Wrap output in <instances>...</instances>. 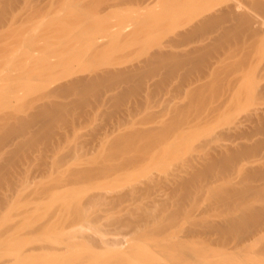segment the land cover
I'll return each instance as SVG.
<instances>
[{
    "label": "rangeland",
    "instance_id": "1",
    "mask_svg": "<svg viewBox=\"0 0 264 264\" xmlns=\"http://www.w3.org/2000/svg\"><path fill=\"white\" fill-rule=\"evenodd\" d=\"M233 5L0 0V264H264V100L206 86Z\"/></svg>",
    "mask_w": 264,
    "mask_h": 264
},
{
    "label": "bare ground",
    "instance_id": "2",
    "mask_svg": "<svg viewBox=\"0 0 264 264\" xmlns=\"http://www.w3.org/2000/svg\"><path fill=\"white\" fill-rule=\"evenodd\" d=\"M239 1H241V0H235V5H233V6H236V10H238L237 9V7H239L240 9H242V10H240L239 9V11H236V14H237V12L239 13V16H236L235 14H231V13H235V10L233 11L232 10V8L234 9V7H232L231 6V10L229 9V11L231 12V11H233V12H226V11H228V9L225 11V10H223L222 12H226V13H228L229 14V17H231V19H232V17L234 16L235 18H233V20H230L228 17H222V18H225L226 19V23H225V25L228 23V21H227V18L229 19V24H230V21H233V27H234V29H232L231 27H228L227 25V29L226 28H224V27H226V26H223L224 25V22L223 23H221L222 21H220V20H217V19H220L221 18V16H220V18L216 15V17H218L217 19L216 18H208V19H206L205 20V26H206V28H207V22H208V24L210 23V20H212V23H213V21H214V19L215 20H217L220 24H219V27L216 29V31L213 33H210L209 34V32H208V34L205 32V34L206 35H204V42H205V53H204V55L206 56V58L208 59H205V62L207 61V65H206V67L205 68H207V69H205L206 71V79H208V81L206 80V86L208 87L207 88V90L210 88V86H211V84H212V78L214 77V76H216V78L218 77V79L219 80H221V81H223L224 82V85H222V86H226L225 88H227V82L229 83V85L230 86H228V87H230L229 89H231V90H229V93L232 91V90H234V92H232V94L231 95H233V97L236 99V98H241V99H247V98H249V97H251V100H250V98H249V100L251 101V103H249V101H248V104H250V105H248L247 106V108H250L252 105L251 104H253V100H254V98H258V100H264V0H252V2L250 1V3L251 4H247V3H245V1L246 0H243L244 1V3H245V5H249V8H247L246 6L244 7L243 5H241V4H244L243 3V1L242 2H240L239 3ZM237 2V3H236ZM247 2L249 3V0H247ZM229 4V3H228ZM223 6V5H222ZM225 6H227V5H225ZM224 6V7H225ZM221 8H223V7H221ZM228 8V7H227ZM245 8V9H244ZM247 8V9H246ZM220 9V8H219ZM224 9V8H223ZM244 9V10H243ZM220 11V10H219ZM217 12H218V10H217ZM222 12H219V14L220 15H223V16H225V13L224 14H221ZM230 15H233V16H230ZM238 15V14H237ZM227 16V15H226ZM210 17V16H209ZM221 18V19H222ZM223 21H225L224 19H223ZM218 22H217V24H218ZM211 23V25H213ZM230 26V25H229ZM210 28H211V26H210ZM209 28V29H210ZM209 29L208 30H206V31H209ZM233 31V32H232ZM210 32H211V30H210ZM231 32H232V34H231ZM231 34V35H230ZM227 38V39H226ZM224 41V42H223ZM213 42L214 43H217V44H215L216 46H218V50H216L215 51V53H214V61H209V60H212V57H213V54H211L212 53V50H214L215 49V45H214V47L212 46L213 45ZM218 43H219V45H218ZM223 44V45H222ZM220 45H221V49H222V51H221V49L219 48L220 47ZM212 48H214V49H212ZM217 48V47H216ZM219 49H220V51H219ZM218 51V52H217ZM205 56H204V58H205ZM210 56H212V57H210ZM209 57L211 58V59H209ZM209 61V62H208ZM211 62V63H210ZM213 63V64H212ZM206 64V63H205ZM216 78L214 79V80H216ZM216 82V81H215ZM216 86V85H215ZM217 87V86H216ZM215 87V88H216ZM214 87H213V90L215 89ZM219 88H221V86L219 85ZM223 88V87H222ZM221 88V89H222ZM212 89V88H211ZM220 90V89H219ZM225 90V89H224ZM227 90V89H226ZM209 91H212V90H209ZM228 91V90H227ZM226 92V91H225ZM208 93H210V92H208ZM218 93H219V91H218ZM226 93H228V92H226ZM228 93V95H227V97L229 98L230 97V94ZM215 94V93H214ZM223 94V93H222ZM221 94V95H222ZM217 95V97L219 96V94H216ZM225 95V94H224ZM209 96H211V94H209ZM223 96V95H222ZM213 97H214V95H213ZM220 97V96H219ZM225 97V96H224ZM226 97V98H227ZM225 98V100H227L226 102H228V103H230L231 101H232V97H231V100L229 101V99H226ZM208 99V98H207ZM216 99H218V98H216ZM223 99V98H222ZM224 100V99H223ZM257 100V101H258ZM208 101V100H207ZM206 101V102H207ZM236 101H238V99L236 100ZM243 101V100H242ZM225 102V101H224ZM224 102H222L221 103V101L220 102H217V104H219V103H221V110H222V105L224 104ZM225 102V103H226ZM234 102V101H233ZM255 102V101H254ZM209 103V102H208ZM212 103H213V101H212ZM239 103V102H238ZM243 103V102H242ZM256 103V102H255ZM261 103H262V101H261ZM207 104V103H206ZM211 104V103H210ZM233 104V103H232ZM235 104V103H234ZM245 104V103H244ZM247 104V103H246ZM259 104V103H258ZM212 105V104H211ZM211 105H210V107H211ZM225 105V104H224ZM230 106H231V104H229ZM237 106H239L238 104H236ZM227 106V105H226ZM226 106L224 107V108H226ZM229 106V107H230ZM236 106V107H237ZM243 105H241V108L243 109H240V108H238V110L237 109H235V110H237V113H238V111L239 112H241V114H243L244 113V110H247V108H246V106L244 105V107L245 108H243L242 107ZM209 107V106H208ZM209 107V108H210ZM219 107V106H218ZM229 107L227 106V110L229 109ZM234 107V106H233ZM235 107V108H236ZM258 107V106H257ZM262 107V106H261ZM208 108V109H209ZM212 108V107H211ZM210 108V109H211ZM219 108V109H220ZM231 108V107H230ZM251 108H253V107H251ZM255 108V109H254ZM252 110L253 111H255L256 110V112H257V109H256V106L254 107ZM263 108V107H262ZM219 109H217L218 111H220ZM224 110V109H223ZM232 110H234L233 108H232ZM209 112H210V110H208ZM226 111V110H225ZM242 111H243V113H242ZM251 111V110H250ZM262 111H264V110H262ZM220 113V112H219ZM225 113V112H224ZM232 113V115L231 114H229L228 113V115H230V117H232V119L234 120V118H233V113H236V111H234V112H231ZM236 113V114H237ZM249 113V112H248ZM251 114H253L252 112H250ZM258 113V112H257ZM260 113H262L263 114V112H260ZM235 114V115H236ZM246 114V113H245ZM261 114V116L263 117L264 115H262ZM210 115V114H209ZM223 115V114H222ZM228 115L225 117V118H227L228 117ZM254 115V114H253ZM257 115V114H256ZM259 115V114H258ZM220 116H221V114H220ZM242 116V115H241ZM248 116H250V114L248 115L247 114V117L245 116V118L244 119H248L249 117ZM255 116V115H254ZM253 116V117H254ZM261 116H259V117H261ZM207 117H209V118H211L210 116H207ZM230 117H228L229 119H230ZM234 117H236V116H234ZM239 117H240V115H239ZM242 117H244V115L242 116ZM256 117V116H255ZM252 118L251 117V119L250 120H254V119H259L258 118V116L256 117V118ZM223 118H224V116H223ZM237 118V117H236ZM208 119V118H207ZM221 119V117L219 118V120ZM241 119V118H240ZM208 120H210V119H208ZM233 120H231L230 119V121H233ZM238 120V119H237ZM243 120V119H242ZM245 120V121H246ZM261 121L263 120L264 121V119L262 118V119H260ZM259 120V121H260ZM221 121V120H220ZM225 121H226V119H225ZM240 121V120H239ZM258 121V120H257ZM260 121V123H261V125H262V122ZM209 122H211V121H209ZM236 122H238V121H236ZM242 122V121H241ZM252 123H254V121H251ZM233 124L235 123V121L234 122H232ZM231 123V124H232ZM239 123V122H238ZM238 123H235V125L237 124L238 125ZM251 123V125H253ZM259 123V122H258ZM264 123V122H263ZM232 124V126H234ZM255 124V123H254ZM237 125L235 126V128H236V130L233 128V134L231 135V136H233V135H235L234 134V130L235 131H238L237 130V128H239V126L237 127ZM243 125H245L244 123H243ZM256 125V124H255ZM260 125V126H261ZM225 126V130L226 131H228L229 130V127L227 126V124L226 125H224L223 124V126L222 127H224ZM226 126L228 127V129H226ZM232 126H230V127H232ZM246 126V125H245ZM258 126H259V124H258ZM258 126H255L257 129H259L258 128ZM248 127H249V125H248ZM263 127H264V124H263ZM240 128H241V126H240ZM243 128V127H242ZM245 128V127H244ZM243 128V129H244ZM251 128H253L254 129V126L253 127H251ZM261 128H262V126H261ZM248 129V128H247ZM250 129V128H249ZM252 129V130H253ZM242 130V129H241ZM251 130V131H252ZM264 128L261 130H259V132L261 131V132H263L264 133ZM226 131H224L225 132V135L227 136V133H226ZM245 131H247L246 129H245ZM244 131V132H245ZM250 130H248L247 132H249ZM254 131V130H253ZM253 131H252V133L250 132V134H252V136L251 137H253L255 134H259L258 133V131L255 129V133H254V135H253ZM229 132V131H228ZM238 132H240V130L238 131ZM238 132H235L236 134L238 133ZM243 132V131H242ZM243 132V134H245V135H243L242 134V136H243V138H244V136H246L248 133H244ZM260 132V133H261ZM232 132L230 131V133L228 134V135H230ZM241 133V132H240ZM262 133V134H263ZM224 135V133H222V136ZM260 135V136H259ZM258 136H256V138L258 137L260 140H262V138H260L262 135L261 134H259ZM264 135V134H263ZM237 135H235L234 136V140H235V137H236ZM238 136H240L239 134H238ZM250 136H249V140L247 139V141L249 142L250 141ZM223 137H225V136H223ZM229 137V136H228ZM246 137H248V136H246ZM241 138V136L239 137V139ZM254 138V137H253ZM253 138H252V140H253ZM263 138H264V136H263ZM231 139V138H230ZM257 139H255V141H256ZM246 141V142H247ZM264 141V140H263ZM233 142V141H232ZM238 142V141H237ZM240 142V141H239ZM243 142V144L240 146V144H239V147L240 148H242V146L243 145H245V143H244V141H242L241 140V142L240 143H242ZM256 142H260V141H256ZM262 142V141H261ZM260 142V144H262V143H264V142H262L261 143ZM253 143V142H252ZM235 144H237L236 142H235ZM234 144V145H235ZM249 144H251V143H249ZM249 144H247L246 146H249ZM255 144V143H254ZM233 145V144H232ZM233 145V146H234ZM251 146H252V144H251ZM257 146H258V144H257ZM257 146H256V148H255V146H253L254 148V151L256 150L257 151ZM237 147H238V145H237ZM236 147V148H237ZM245 147V146H244ZM259 147H262L261 145H259ZM234 148V147H233ZM233 148H230V149H233ZM240 148H239V150H240ZM247 148V147H246ZM246 148H245V150L242 148L241 150H244L243 152H241V151H237V150H234V151H237V152H241V153H243V154H245L244 152H247L249 149L247 148V151H246ZM249 148H250V150L252 151V147H250L249 146ZM263 148H264V145H263ZM262 148V149H263ZM230 149H228V150H230ZM261 149V148H260ZM260 149H258L259 151H260ZM225 151H227V150H225ZM232 151V150H231ZM231 151H228L227 153H229V152H231ZM254 151H252L253 153H255ZM262 151V150H261ZM264 151V150H263ZM236 152V153H237ZM249 153H250V151H248ZM258 152V151H257ZM226 153V155H223V157H222V159L223 158H225V157H228L227 154ZM235 153V152H234ZM233 153V154H234ZM262 153V152H261ZM230 154V153H229ZM233 154H230V155H233ZM242 154V155H243ZM246 154H248V153H246ZM246 154H245V156H246ZM258 154H260V152L258 153ZM238 155H240L239 153H238ZM252 155H256V153L255 154H252ZM261 156H259L258 155V157H261V159H263L262 158V156L264 155V154H260ZM225 156V157H224ZM241 156V155H240ZM240 156H238V157H240ZM232 157V159H233V161L235 160V161H237L235 158H237V156L236 155H234V156H231ZM230 156L228 157L229 159L231 158ZM233 157H235V158H233ZM242 157V156H241ZM256 157V156H255ZM254 157V158H255ZM246 158V159H245ZM244 159L242 158V160H240V158H237L238 159V161H239V163H241V161H242V164H243V162L245 161V160H248L247 159V156L245 157ZM253 157H252V163H254L255 165H256V163H260L259 161V158H255L256 160H254V162H253V159H254ZM227 159V158H226ZM224 159V160H222V161H224V163L225 162H227L228 164H231L232 162L229 160V159ZM244 160V161H243ZM250 161H251V159H249ZM258 161V162H257ZM230 162V163H229ZM248 162V161H247ZM264 162V161H263ZM262 161H261V163H263ZM249 163V162H248ZM226 164V163H225ZM227 164V165H228ZM245 164V163H244ZM243 164V165H244ZM242 165V166H243ZM248 165V164H247ZM254 165V166H255ZM245 166V165H244ZM250 166L251 167H254L253 165H251V163H250ZM257 166V165H256ZM263 165H261V169H263L264 167H262ZM240 167V169H241V165L239 166ZM259 169H260V167H258ZM252 169V168H251ZM264 170V169H263ZM263 220V219H262ZM263 222H264V220H263ZM256 223V222H255ZM262 223V222H261ZM254 226H255V224H253ZM257 227V229H258V226H256ZM260 228V227H259ZM260 229H262L263 230V228H260ZM259 229V230H260ZM261 232V231H260ZM259 233V232H258ZM257 233V234H258ZM256 234V236L258 237V235ZM261 234V233H260ZM264 234V233H263ZM247 237V236H246ZM264 237V236H263ZM253 238H255V237H253ZM245 239V238H244ZM235 240V239H234ZM250 240V239H249ZM252 240V239H251ZM264 240V239H263ZM242 242H243V240H242ZM241 242V243H242ZM247 242H249V241H247ZM246 242V243H247ZM258 242V241H257ZM261 243H262V240H261ZM250 244V243H249ZM254 244V243H253ZM255 244H257V243H255ZM254 244V245H255ZM264 244V243H263ZM251 245V244H250ZM250 245H247V246H250ZM246 246V247H247ZM256 246V245H255ZM254 246V247H255ZM261 247V246H260ZM264 247V246H263ZM245 248V247H244ZM257 248V247H256ZM252 249V248H251ZM250 249V250H251ZM255 249V248H254ZM264 249V248H263ZM262 249V250H263ZM249 250V251H250ZM262 250H260V252L262 251ZM46 251V250H45ZM259 252V251H258ZM264 252V251H263ZM250 254H251V252H250ZM259 254V253H258ZM264 254V253H263ZM253 255V254H252ZM261 255H262V253H261ZM246 256V255H245ZM250 256V255H249ZM257 257V256H256ZM260 257V256H259ZM247 259V258H246ZM245 259V260H246ZM249 259V258H248ZM256 259V258H255ZM264 259V258H263ZM261 260V259H260ZM249 261V260H248ZM251 261V260H250ZM259 261V260H258ZM263 261V260H262ZM246 262H247V260H246ZM256 262H257V260H256ZM255 262V263H256ZM254 263V264H255ZM248 264V263H247ZM252 264V263H251Z\"/></svg>",
    "mask_w": 264,
    "mask_h": 264
}]
</instances>
